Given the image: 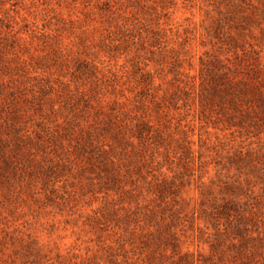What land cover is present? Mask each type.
<instances>
[{
  "label": "rangeland",
  "instance_id": "rangeland-1",
  "mask_svg": "<svg viewBox=\"0 0 264 264\" xmlns=\"http://www.w3.org/2000/svg\"><path fill=\"white\" fill-rule=\"evenodd\" d=\"M250 1L258 6L257 0ZM216 2L0 0V74L7 87H29L43 79L54 83L58 93L59 84L67 82L75 93L76 86L92 88L89 79H99L90 93L103 100L96 117L105 118L106 104L115 100L145 117L164 137L159 152L145 149V162H135V171L125 177L126 193L99 189L97 170L80 172L74 163L72 172L64 169L62 177L50 182L34 173L0 172V264H173L185 252L192 253L194 264L240 263L228 238L209 221L195 220L201 202L222 205L227 197L223 183L237 181L241 199L261 210L259 225L264 226V125L230 126L217 110L204 117L183 87L185 76L198 75L201 59L217 56L245 70L209 37ZM23 60L31 63L28 73ZM262 62L258 68L264 67V57ZM175 70L181 73V90ZM145 71L152 86L159 87L155 102L143 83ZM138 92L146 95V104L137 109ZM164 93L167 102L159 99ZM34 114L27 127L38 118ZM64 117H70L69 111H58L50 125L62 124ZM185 141L192 149L187 164L176 159ZM170 168L186 202L176 199L179 213L173 216L169 208L157 206L148 185L161 174L172 177ZM202 185L209 190L204 196ZM165 223L179 237V254L149 242L147 232L155 234L158 224Z\"/></svg>",
  "mask_w": 264,
  "mask_h": 264
},
{
  "label": "trees",
  "instance_id": "trees-1",
  "mask_svg": "<svg viewBox=\"0 0 264 264\" xmlns=\"http://www.w3.org/2000/svg\"><path fill=\"white\" fill-rule=\"evenodd\" d=\"M256 2L258 6L250 0H217L208 30L209 37L216 40L212 44H216L221 51L231 52L238 62L237 66H243L245 70L238 71L235 64L232 68L213 56L201 59L198 75L185 76L188 78L185 83L179 79L181 73L178 70L172 73L178 83L176 88L181 90L180 84H184L183 87L193 94L192 99L198 103L204 117L217 110L228 120V125L240 128L246 124L245 128L264 125V67L258 68L262 66L264 57V0ZM226 61L229 62V59ZM21 63L23 71L28 73L31 63L24 60ZM141 76H147L143 83L145 87L150 86L148 91L154 94L150 95L151 102H155L159 87L152 86L148 71ZM2 79L0 74L1 174L7 171L17 176L34 173L50 182L51 177H62L60 174L64 169L72 172L71 164L74 163L75 169L80 172L90 168L97 170L99 189L106 186V193L109 190L126 193L125 180L135 171V162H145L142 155L145 149H153L157 153L163 146L162 131L145 117L136 115L133 109L123 107L124 103L110 101L106 104L109 105L106 117H96L104 107L103 100L90 93L101 84L99 79H89L93 82L92 88L84 90L76 86L75 93L69 89L67 82L59 84L62 91L58 93L54 83L43 79H38L29 87L20 83L15 90L7 87ZM144 96L140 92L136 94L135 108L145 106ZM166 98L167 93H164L159 99L166 101ZM62 110L69 111L70 117H64L62 124L51 126L50 119ZM34 112L39 116L27 127ZM48 115L53 116L49 119ZM90 116L94 118L87 120ZM82 122L87 123L85 127ZM185 143L176 159L187 164L192 159V149L190 142ZM169 171L173 172L172 177L161 174L160 179L154 177L148 185L156 197L157 206H162L161 210L169 208L173 216L179 213L175 208L178 205L176 199L179 198L183 204L186 202L182 198V185L177 182V173L171 168ZM223 184L226 192L223 194L227 197L221 199L222 205L201 202L197 210L199 216L195 220L209 221L221 236L228 238L233 253L238 255L239 264H264V226L259 225L261 220L258 216L261 210L255 211L254 206L241 199L243 195L238 193L239 182L225 181ZM261 184L264 194V180ZM200 189L201 196L209 191L203 185ZM172 226L171 223L158 224L155 234L150 231L147 234L150 244H162L165 249L169 247L179 254L181 243ZM220 227H223V232H220ZM178 259L173 264L195 262L189 252Z\"/></svg>",
  "mask_w": 264,
  "mask_h": 264
}]
</instances>
